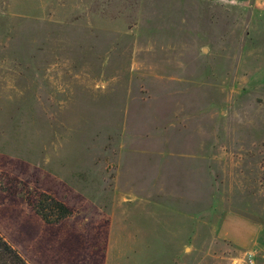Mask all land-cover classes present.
<instances>
[{
	"label": "rangeland",
	"instance_id": "obj_1",
	"mask_svg": "<svg viewBox=\"0 0 264 264\" xmlns=\"http://www.w3.org/2000/svg\"><path fill=\"white\" fill-rule=\"evenodd\" d=\"M261 1L0 0V233L38 264H264ZM165 163L190 183L160 192ZM117 169L135 236L106 254L94 207L108 212ZM52 190L94 203L48 225L26 198ZM226 217L251 244L218 237Z\"/></svg>",
	"mask_w": 264,
	"mask_h": 264
},
{
	"label": "crops",
	"instance_id": "obj_2",
	"mask_svg": "<svg viewBox=\"0 0 264 264\" xmlns=\"http://www.w3.org/2000/svg\"><path fill=\"white\" fill-rule=\"evenodd\" d=\"M219 1H227V0H219ZM243 1L244 2H248L250 0H243ZM254 2L257 3V4L262 3L261 0H254ZM117 171L118 172H117L116 177L113 178V181L115 183H112V188H111V190L113 191V189H114L116 191V193H115V195L110 196L109 199L108 198L105 199L110 204L108 212H106V211L104 212L102 210L103 207L101 205H99V204H102V200L100 202L96 201L97 206L94 207L95 216H94V221L92 223V226H93V229H94L93 233L96 235L97 234L96 232L98 231L97 229H99V227H102L103 225L108 231L109 243L107 244L108 246H106V249H105V253L106 254H107V251H112L114 249V247H113L114 246L113 245V236L118 235L120 230L127 231L130 236H135L134 231L127 230V228L129 227V225H131V223L126 224L124 222V221L127 220V219H124V216L129 213L128 212L129 208L126 207L125 204L131 202V200H130L131 196L128 194L129 192L127 190H124V189H127L128 187H132V185H131L132 183H128V182L120 183L121 176H122V171H120L119 169H117ZM172 171H173V169L167 167V163H165L164 167L162 169V173L160 175H158V179L157 180L154 179L153 183H155L156 181L159 180L158 182L160 183V187H161L160 188V192L163 193V187L167 188L164 183H169V185H170V183H172L171 188L175 187V189H177V183H190V181H188L187 179L182 178L181 175L180 176L175 175V174L178 173L177 170L174 171V176L171 175L170 173ZM194 182L197 183L198 180H194ZM148 183H151L150 180H149ZM191 183H193V181H191ZM147 186H149V184H147ZM173 191L174 190L171 189L172 193H173ZM50 193H52L57 199L63 201L68 206L73 208L74 209V213L72 215H70V216L58 221V222H55V223H47L44 220L43 221L46 224H48V225L64 227L65 229H67L66 228V224H70L71 223V225H72V221L75 220V218H77L78 215L81 216V214H83L82 213V212H84L83 205L94 203L93 201H90L89 198H86V197H84L82 199L79 198V200L77 201L79 207L76 209V207L72 206V204H70V202L68 200H66V197H64V196H61V197L56 196V194L54 193L53 190L50 191ZM182 198L184 200L183 203L185 201H187L188 202L187 204H191L192 202H195V204H197V198L195 196L186 194V195H182ZM160 206L163 207L164 204L160 203ZM132 213H134V212H131L130 214H132ZM179 213L182 216L181 219L179 220V223H178L179 229H181L183 232H186V235L197 236L198 233H199V229H200L199 220L194 219L193 215L189 214L191 212H188V213L179 212ZM88 220H89L88 216H85L84 219H83V222H81V221L78 222L79 223V225L77 224L78 228L81 230L86 225V222ZM220 225L221 226H220V228H218V233L217 234H218V237H220L222 241L223 240H229V241L231 240V242H233L234 244H237L238 246H245V245L251 244L252 241L254 240V235L256 233L255 229L253 228L252 225L247 223V221L245 219H242L241 217H238V219H235L233 221H231L230 217H226V218H224L222 220ZM75 227H76V224H75ZM75 227L72 226L71 228H68V229H73ZM136 230L140 231V227L137 226ZM212 234L215 235V229L212 230ZM11 244L24 256V258L30 264H38L34 259L27 258V256L24 255L18 249V247L15 246L13 243H11ZM93 246L95 247V249L98 248L97 245H93ZM92 248L93 247L91 246V249ZM141 249L143 251H145V250L146 251L147 250L150 251V245H147V244L143 243ZM131 250L135 251L134 248L131 249ZM94 251L95 250H93V252Z\"/></svg>",
	"mask_w": 264,
	"mask_h": 264
},
{
	"label": "trees",
	"instance_id": "obj_3",
	"mask_svg": "<svg viewBox=\"0 0 264 264\" xmlns=\"http://www.w3.org/2000/svg\"><path fill=\"white\" fill-rule=\"evenodd\" d=\"M26 184V183H24ZM14 194V192L12 193ZM42 201H34L27 195V201L33 210L47 223L58 222L74 213L73 208L52 194L40 192ZM0 264H30L24 256L0 233Z\"/></svg>",
	"mask_w": 264,
	"mask_h": 264
},
{
	"label": "built area",
	"instance_id": "obj_4",
	"mask_svg": "<svg viewBox=\"0 0 264 264\" xmlns=\"http://www.w3.org/2000/svg\"><path fill=\"white\" fill-rule=\"evenodd\" d=\"M250 257H251V254H250ZM251 261V260H250ZM252 262V261H251Z\"/></svg>",
	"mask_w": 264,
	"mask_h": 264
}]
</instances>
